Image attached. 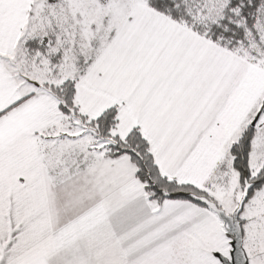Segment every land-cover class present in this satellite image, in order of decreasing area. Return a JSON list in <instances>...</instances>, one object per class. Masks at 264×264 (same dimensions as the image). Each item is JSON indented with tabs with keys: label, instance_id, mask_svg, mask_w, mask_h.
<instances>
[{
	"label": "snow or ice",
	"instance_id": "6c2138e0",
	"mask_svg": "<svg viewBox=\"0 0 264 264\" xmlns=\"http://www.w3.org/2000/svg\"><path fill=\"white\" fill-rule=\"evenodd\" d=\"M0 264H264V0H0Z\"/></svg>",
	"mask_w": 264,
	"mask_h": 264
}]
</instances>
